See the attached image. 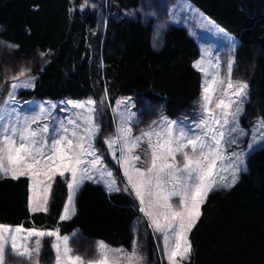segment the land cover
<instances>
[{"label": "trees", "instance_id": "1", "mask_svg": "<svg viewBox=\"0 0 264 264\" xmlns=\"http://www.w3.org/2000/svg\"><path fill=\"white\" fill-rule=\"evenodd\" d=\"M187 1L237 40L232 78L249 89L242 123L264 121V0ZM112 3V12L119 13L138 9L140 0ZM111 16L104 33L94 34L95 15L82 10L80 0H0V41L12 46L0 49V77L5 65L43 53L46 63L35 67L33 88L19 92L23 99H98L105 92L114 105L120 97L139 95L164 103L168 118L179 117L202 92V75L193 67L200 56L196 40L185 28L171 26L156 48L151 26L139 17ZM246 165L232 188L208 194L188 234L192 251L184 264H264V147ZM29 185L27 177L0 179V224L56 229L60 235L79 230L88 240L131 249L132 224L140 213L129 193L87 183L73 216L61 221L67 182L56 177L48 211L35 213L28 208ZM146 243L151 264H161L151 233ZM52 252L46 242L42 258Z\"/></svg>", "mask_w": 264, "mask_h": 264}, {"label": "snow or ice", "instance_id": "2", "mask_svg": "<svg viewBox=\"0 0 264 264\" xmlns=\"http://www.w3.org/2000/svg\"><path fill=\"white\" fill-rule=\"evenodd\" d=\"M232 65L233 61L229 60L227 88L232 90L231 94L237 99H229L227 102L221 99L216 104V109L220 111L214 114V110L209 107L212 103L211 94L216 90L215 85L224 81H217L213 75L209 82V73L202 67L201 61L193 64L206 77L202 85V108L206 116L194 128L165 120L163 135L161 131L152 129L133 136L129 117L122 119L114 137L104 141L123 169L127 179L124 190L131 188L140 202V211L149 220V226L154 233L163 236L164 252L169 264H183L190 258L192 246L188 233L199 219L200 206L206 201L209 192L218 187L232 188L239 180V173L247 171L246 167H242L244 153L225 155L226 145L235 142L227 137L238 130V117L248 87L245 83L232 82ZM23 76L25 72L22 70L19 76L13 78L16 82L11 84L12 91L8 93V99L0 102V178L16 180L27 176L31 181L30 192L33 193L29 196L28 208L35 213L48 211L47 193L51 190L54 177L59 175L67 179L65 173H71L68 203L60 216L61 221L74 214V198L85 180L103 183L108 193L121 191L113 173L104 166L94 146L99 133L93 117L96 102L92 99L84 102L69 101L71 108L82 111L75 114V119L69 117L67 124L61 120L59 127H50L49 123H41L52 118L46 106H39L31 115H20L14 107L15 90L32 86L30 81L20 80ZM120 103L127 102H118L116 110ZM233 104L236 105L234 109ZM229 125L232 126L227 127ZM259 127L264 128V121ZM153 137L156 138L155 142ZM253 139L254 143L257 142L255 137ZM261 140H264V136ZM145 142L147 148L144 154L150 155V159L141 161V156L134 153ZM226 159L229 161L227 165L224 164ZM138 162L147 167H137ZM222 172H229L231 178L221 175ZM40 192L44 193L43 199ZM172 197H179L178 203L170 202ZM45 236L56 237V242L52 244L56 251V264H143V257L138 254L135 246L131 253H127L122 249H109L100 242L97 259L88 261L73 255L69 237H61L58 231L45 232L22 226H0V264H8L10 255L19 257L25 264H40Z\"/></svg>", "mask_w": 264, "mask_h": 264}, {"label": "rangeland", "instance_id": "3", "mask_svg": "<svg viewBox=\"0 0 264 264\" xmlns=\"http://www.w3.org/2000/svg\"><path fill=\"white\" fill-rule=\"evenodd\" d=\"M113 0H80L81 9L86 10L87 12H92L95 15V22L90 29L94 34H103L107 24L108 19L112 15L114 17H127L129 19H134L139 17L141 21L145 25H150L152 28V39L153 46L158 48L160 45L161 37L163 33L171 26L183 27L187 30L188 34L196 40L199 46L200 56L194 62L201 61L202 67H204L209 75L207 77L208 81L211 82L213 75L216 76L217 81H224V83H217L215 85V92L212 95V103L209 105L211 109L214 110V114L219 113V109H216V104L224 99L227 102L229 99L236 100L237 98L231 94L232 90L227 88V80L229 79L228 74V62L232 60L234 62V50L237 46V40L218 28L213 22H211L208 18H206L200 11L195 9L187 0H140V4L138 9L136 10H123L121 12L114 11L112 12L111 5ZM111 16V17H112ZM235 45V47H233ZM12 46L0 41V49H5L6 51H10ZM46 63L45 55L43 53H38L35 58L19 60L15 63V65H5L3 67V72L0 77V102L8 99V93L12 91L11 84L16 82L14 81V77L19 76L20 72L23 70L25 72V76L21 77V81H30L31 87H19L15 90V104L14 107L20 113V115L25 114H33L34 111H37L39 106L44 105L51 112L52 118L51 120H44L41 123H49L50 127L55 126L59 127V122L62 120L65 124H67V119L71 117L75 119V114L82 111L80 109L71 108L69 101L71 102H84L89 99L94 100L95 103V112L93 113L94 122L99 127V133L94 140V146L97 150V155H99L104 163V166L107 167L113 173V178L117 181V186L121 189V191H125L129 193L133 200L137 203L139 208V216L134 220L132 224V235H133V243L130 250H126L124 248H113L108 246L109 249H122L127 253H131L133 247H136V250L140 256L143 257V264H151L149 258L148 246L146 243V239L148 233H151L154 237V242L157 247V252L159 256V261L161 264H169L168 258L164 252V242L163 236L159 233H154L153 228L149 226V220L144 214L140 211V202L136 199L134 193H132L131 188H127V179L124 176L123 169L120 164L117 163V160L113 158L112 152L109 151L108 146L104 143L105 139L109 137H114L117 131L118 125L121 123L122 119L131 118L129 121V126L132 128V135L137 136L145 131H149L152 129H157L161 131L163 135V129L165 127L164 121L168 122H176L178 125L183 124L188 128H194L195 124L198 123L206 113L202 108L203 104V88L201 95L197 100H195L185 112H183L179 117L175 119H170L166 116L164 110V103L162 102H150L143 96H133V97H120L116 99L114 105H110L106 93L104 92L98 99L93 97H87L84 99L75 100L70 97L63 98L60 100H51V99H41V98H33L29 97L27 99H23L19 96V92L23 90H31L33 88V83L35 80V75L33 71L35 67L44 65ZM233 67V65H232ZM202 75V85L205 83V74L202 71H199ZM16 75V76H15ZM231 80L235 83H245L242 80H237L232 78V70H231ZM228 92V95L225 96V92ZM246 96L243 98L242 104V112L238 117V130L235 133H232L230 137L227 139H234V143H229L226 145L225 155L230 156L233 152L236 154L244 153V165L242 167H246L247 158L257 149L264 147V140H261V137L264 136V128H260L259 125L263 121L262 119H256L251 124L247 125L242 123L243 117V108L245 103L248 101L249 97V89H246ZM126 101L127 103H120L119 108L117 109L118 102ZM55 106V107H53ZM11 107V106H10ZM236 107L235 104L232 105L234 109ZM115 110V111H114ZM231 119V117H229ZM37 125H33L36 127ZM229 125L227 127H231ZM69 127H71L69 125ZM218 127V125H217ZM257 142L254 143V138ZM166 138V137H165ZM155 137H153V142H155ZM252 146L251 148L249 146ZM147 148V143L141 144L140 148L135 150V155L141 156V161H146L150 159L149 156H145L144 149ZM117 157L119 156V151L116 152ZM178 159H181L178 157ZM229 161L226 159L224 164L227 165ZM137 167H147L146 164L138 162ZM230 171V170H229ZM245 171H241L239 173V178L242 173ZM221 175L228 177L230 179L229 172H222ZM59 175L55 176L53 181ZM27 177V176H21ZM60 177V176H59ZM65 177L67 179L62 178L67 182H71V173H65ZM28 178V177H27ZM2 179V178H0ZM39 179L45 180L44 177H40ZM30 181V180H29ZM51 181V185L53 184ZM47 183L48 181L45 180ZM31 183V181H30ZM87 183H92L94 185H98L102 187L105 191V187L103 183H94L90 180H85L82 184L84 186ZM81 186V187H82ZM41 189L43 185L40 186ZM79 188V190L81 189ZM225 188H216L215 190H224ZM79 190L76 192L74 198V205L76 203V198L79 193ZM51 190L47 193L48 196V204L51 198ZM214 191V190H213ZM118 192V191H116ZM210 193V192H209ZM31 195L33 193L31 192ZM39 195L41 199H43V192H40ZM69 196V189H68ZM68 196L66 199V203H68ZM179 197H172L171 201L173 204L178 203ZM202 206V204H201ZM200 206V208H201ZM72 215H70V218ZM68 218V219H70ZM0 226H5L8 228H16L20 226H9L0 224ZM24 228V227H23ZM27 229V228H25ZM33 229V228H30ZM41 231H58L56 229H46V228H35ZM59 233V232H58ZM189 234V233H188ZM60 235V234H59ZM61 237H69L70 247L73 249V255H79L84 257L88 261H95L98 256L97 248L98 244L101 241L97 240H88L82 236L79 230H74L70 234L60 235ZM35 239V238H33ZM50 244L53 255L43 259V250L46 242ZM56 242V237L45 236L42 240L43 247L40 252V264H56L55 257L56 251L52 247V244ZM105 244V243H104ZM106 245V244H105ZM186 261L183 262L186 263ZM8 264H25V262L21 261L19 257L15 255H10L8 257Z\"/></svg>", "mask_w": 264, "mask_h": 264}, {"label": "crops", "instance_id": "4", "mask_svg": "<svg viewBox=\"0 0 264 264\" xmlns=\"http://www.w3.org/2000/svg\"><path fill=\"white\" fill-rule=\"evenodd\" d=\"M30 195H31V192H30ZM75 213V212H74ZM72 216H73V214H72ZM65 220H67V219H65Z\"/></svg>", "mask_w": 264, "mask_h": 264}, {"label": "bare ground", "instance_id": "5", "mask_svg": "<svg viewBox=\"0 0 264 264\" xmlns=\"http://www.w3.org/2000/svg\"><path fill=\"white\" fill-rule=\"evenodd\" d=\"M16 76V75H15Z\"/></svg>", "mask_w": 264, "mask_h": 264}]
</instances>
